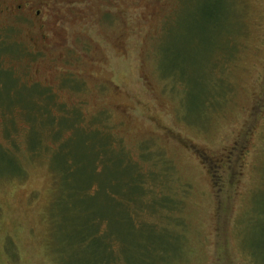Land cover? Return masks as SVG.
Masks as SVG:
<instances>
[{"label":"rangeland","instance_id":"rangeland-1","mask_svg":"<svg viewBox=\"0 0 264 264\" xmlns=\"http://www.w3.org/2000/svg\"><path fill=\"white\" fill-rule=\"evenodd\" d=\"M129 160L145 195L179 202L175 219L142 212L165 228L143 263L162 249L172 264L264 253V0H0V264H88L70 247L88 214L146 247L114 195L140 197ZM90 181L72 205L67 190Z\"/></svg>","mask_w":264,"mask_h":264},{"label":"trees","instance_id":"trees-1","mask_svg":"<svg viewBox=\"0 0 264 264\" xmlns=\"http://www.w3.org/2000/svg\"><path fill=\"white\" fill-rule=\"evenodd\" d=\"M208 20V19H207ZM206 20V21H207ZM212 21V20H211ZM212 95H209L207 93H204L203 99L204 102H207L210 100ZM96 130V129H95ZM98 133L105 137L103 138L104 145L103 147L98 151V156L105 158V154L107 149L112 148L113 145L111 144V140L109 135L107 133H103L100 129H97ZM128 159V158H127ZM132 161V160H129ZM128 161V162H129ZM125 161V163H128ZM133 166L130 171V177H129V184L126 186L129 187V189H136L137 187L141 188L140 197H137L138 195L134 193H116L115 199L118 201L117 206H119V209L123 213L119 216L120 221L124 224H128L130 227H133L134 229H144L146 230V236L148 238V242L145 244L146 247L141 246L139 249L136 247L137 250L131 251L126 248L125 241L118 240L116 237L113 236V234L107 233V223L109 226V220L107 218L103 217H95L90 214L85 217V220L82 224L79 225L80 230L74 231V236L76 237L75 243H71L70 247H74V250H79L82 248L83 250V257H85L86 262L88 264H122L125 263V261H129V258H131L132 255L137 257L140 260V263L136 264H145L143 263V257H147L148 259L155 260V257H151L153 254V247L151 244L152 238L151 236H154L155 233H161L164 235L165 228L162 229L161 226H158L156 223L152 222L150 223V220H144L142 217V212H147L149 214L156 213L158 211L159 213H167L165 214L168 219L173 217V215L176 213L177 209L179 208V202L174 200L173 198L169 196H163L161 199H155L150 198V196L145 195V189L143 186V173L140 171L139 166L136 162L132 161ZM101 164L100 161L97 162L96 167L93 168V171L97 172V168ZM68 171V168L66 169ZM154 177V176H153ZM134 186V187H133ZM137 186V187H136ZM97 185H95V182L91 183V181L81 190L79 188L76 191L73 190H67L68 196L72 199L71 203L72 205L76 206V202L78 201V198H82V196L87 195H93L96 193ZM139 188V189H140ZM145 192V194H144ZM63 194H59L56 198H52L51 206H50V214L48 216L49 219V226H50V234L51 238L52 236L59 235L64 226L65 218L58 214V209H60L61 203L63 200ZM142 197H147L146 200H142ZM73 198H76L73 200ZM72 206H68L66 208V213L69 214V211L71 210ZM72 210L75 211V209L72 207ZM168 211V212H167ZM62 213V212H61ZM64 214V213H63ZM175 219V218H174ZM176 221V220H175ZM151 231H154L155 233H152ZM160 237H157L159 239ZM262 243L261 247L264 248V236L262 237ZM137 242H135V245ZM60 247L55 248L57 252H61L59 250ZM89 250V251H88ZM78 252V251H77ZM163 256L160 257L159 264H172L170 261L171 251L168 253L165 249H162ZM264 252V251H263ZM119 254L121 256H119ZM179 257V254H178ZM247 259L246 263L248 264H264V253L262 255H258L256 249L253 250L251 248L249 252L247 253ZM54 258V264H56L59 260L58 258H55V253L53 255ZM124 261H123V260ZM176 259V256L174 260ZM173 260V261H174ZM63 261V258H61V262ZM147 264V263H146Z\"/></svg>","mask_w":264,"mask_h":264},{"label":"flooded vegetation","instance_id":"flooded-vegetation-1","mask_svg":"<svg viewBox=\"0 0 264 264\" xmlns=\"http://www.w3.org/2000/svg\"><path fill=\"white\" fill-rule=\"evenodd\" d=\"M19 7V6H18ZM37 13L39 12L38 10L36 11Z\"/></svg>","mask_w":264,"mask_h":264}]
</instances>
